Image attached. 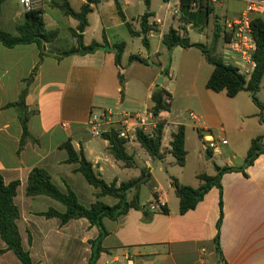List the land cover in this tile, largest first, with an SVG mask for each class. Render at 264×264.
<instances>
[{
	"label": "crops",
	"instance_id": "0c3cea01",
	"mask_svg": "<svg viewBox=\"0 0 264 264\" xmlns=\"http://www.w3.org/2000/svg\"><path fill=\"white\" fill-rule=\"evenodd\" d=\"M66 1L76 12H80L85 4H90V0ZM103 1L106 4L101 0L90 4L93 12L88 15L83 41L85 45L93 42L103 44L105 36L109 46L93 54L58 59L63 52L76 46L72 31L78 32L79 26L77 20L66 16L59 8L63 0L41 1L39 9L43 12L46 29L58 32L57 39L45 45L42 60L41 50L35 44L12 49L0 44V175L7 185L16 181L20 183L15 204L20 211L17 225L24 249L30 252L35 264H89L91 242L99 237L98 228L91 226L86 219L62 225L59 218L43 216L51 209L65 213L66 207L47 196H27L28 178L36 168L46 170L62 192L71 189L87 208L96 201L109 206L118 204L116 198L98 197L100 190L89 185L78 171L79 164L67 162L69 155L63 145L70 143L77 153H84L95 172L107 184L116 183L119 187L122 183L139 179L145 170L147 184L152 190L153 201L148 208H144L140 201L142 208L130 209L116 221L104 219L109 234L103 241V248L109 253H103L98 264H264V154L246 169L247 175L227 172L221 176L223 221L220 253L215 242L221 215L220 188L213 187L194 210L181 214L180 200L172 186V180L176 179L184 186L198 189L203 185L200 175L216 177L225 167H243L251 142L258 137L264 138V122L260 121V110L253 103L250 93L243 91L230 98L225 91H209L206 85L214 66L206 60L202 51L182 47L169 50L163 43L164 35L174 29L183 38H189L191 43L210 47L216 25L222 27L225 19L238 16L245 4L240 0L227 5L222 0H204L203 6L193 4L188 11H183L181 0H163L158 6L155 0H150V5H146L147 11L136 21L133 18V24L129 22L127 9L137 2L144 1L146 4V0ZM118 6L125 20L119 16ZM223 7L225 12L220 14L219 8ZM106 8L111 9L114 15L117 13V21L109 18ZM146 13H150L149 31L144 35L141 21ZM94 15L97 16L95 25L101 34L98 36L95 33V38L88 39ZM25 16L18 0H6L2 3L1 28L18 35L17 28L25 21ZM128 24L135 36L131 35ZM112 26H125L132 41L120 42L111 37L108 32ZM62 34L65 38L72 37L71 47H58L51 52L49 49L59 45ZM145 37L148 47L143 43ZM119 43H125L121 67L116 65L112 50V46ZM129 45H137V52L127 54ZM217 53L228 65L222 35ZM131 56L140 57L147 65L130 62ZM39 64L26 98L29 111H37L28 123L33 140H27L19 151L23 129L17 110L8 105L18 101L26 87L25 80ZM119 73L124 76L123 94ZM252 74L245 77L250 79ZM157 90L171 95L169 111L159 114L164 127L161 156L153 159L136 135H132L125 147L135 166L128 168L112 155L107 139L92 137L88 121L92 115L108 111L116 115H144L152 110V97ZM263 91L264 76L258 93L261 102H264ZM180 99L191 107L186 110L176 107ZM186 112L195 116V119L190 116L194 121L191 126L183 118ZM64 124L68 127H63ZM181 126L186 131L187 151L186 165L182 168L189 163L188 131L192 128L202 146L199 156L202 155L201 150L207 154L210 151L209 160H216L221 170L197 169L190 178L173 173L164 187L156 175V160L172 170L179 166L171 153V143ZM205 136H212L218 142L224 140L227 144H219L215 150L208 149ZM163 170V167L159 168V171ZM131 171L138 172V175L124 180L123 175ZM136 195L140 200L139 190L133 189L128 193V200ZM157 201L166 203V213L164 210L150 211V205ZM6 248L0 237V264H19L15 254L6 251Z\"/></svg>",
	"mask_w": 264,
	"mask_h": 264
},
{
	"label": "trees",
	"instance_id": "16d2710c",
	"mask_svg": "<svg viewBox=\"0 0 264 264\" xmlns=\"http://www.w3.org/2000/svg\"><path fill=\"white\" fill-rule=\"evenodd\" d=\"M6 0H0V44L8 49H12L19 45H31L35 44L41 50V60L45 56L44 47L46 44H52L58 37V32L48 31L43 19V12L38 9L26 13L25 21L18 26V35H13L4 31L1 28V10L2 3ZM94 3V0H90V4ZM204 0H181V8L183 11H188L193 4H199L203 6ZM90 4H85L80 12H76L70 4L63 0V3L59 8L65 13L66 16L71 17L79 22L78 32L72 31L73 37L76 39V46L62 53L58 58L72 55H87L93 54L96 51L109 46L106 37L104 36V43L100 44L93 42L90 45H85L83 41V33L88 27V15L93 12ZM146 5H150V0H146ZM208 12L210 10L208 9ZM119 16L125 20V17L118 6ZM150 13H146L142 17L141 27L142 32L146 35L149 31L148 20ZM128 29L131 35L135 36V33L131 30L128 24ZM252 34L257 44V51L254 54V61L256 62V68L251 75L250 79H247L244 75L240 74L238 69L224 64L222 58L217 53V46L221 36V27L217 24L213 35V40L210 47H207L201 43H191L189 38L182 37L180 33L174 29L164 35L163 43L165 46L172 50L176 47L182 48H197L202 51L206 60L214 66V72L210 77L206 88L209 91L220 93L226 92L230 98L236 97L239 93L246 91L250 93L253 103L260 110V121L264 122V102H261L258 98V93L261 89V82L264 76V18L255 19L252 22ZM143 43L148 47V41L146 37ZM125 49V43H119L112 46V50L115 52L116 65L121 67V59ZM140 62L146 64L145 60H142L138 56H131L130 62ZM40 64L33 70L30 77L25 80L26 87L21 92L17 102L9 104L8 107L15 108L18 112V117L22 125L23 134L20 142L19 151H21L27 140H33L29 130L28 123L32 116L37 114V111H29L26 105V98L29 93V87L33 83ZM119 81L122 87L121 93L123 94L124 88V76L119 73ZM167 99L171 100V95L161 90L155 91L152 97L153 108L152 111L156 116L160 113L169 111V105H167ZM163 124L159 125L155 135H150L138 130L136 137L141 146L148 152L153 158H160L162 138H163ZM104 138L110 142L111 153L116 160L121 161L128 168L135 166V162L132 156L126 151V140L119 137L117 131H112L104 135ZM186 131L185 127L181 126L176 134L173 135V141L171 143L172 155L176 159L179 166L184 167L187 160V151L185 149ZM263 137H258L251 142L250 149L248 151L245 164L240 168L225 167L216 177H209L207 175H200L199 179L203 181V185L194 189L189 186H184L179 183L178 180H172V186L175 189L176 195L180 200V213L186 214L187 212L194 210L197 205L203 200L205 195L215 186L220 188L221 199L220 208L221 215L217 223L218 233L215 239L217 245V251L220 253V229L223 221V202H222V188L220 179L223 173L227 172H242L246 174V169L253 165L255 160L264 154ZM68 152L69 164H79L78 171L85 177L89 185L100 190L98 197L110 196L118 200V204L115 206H109L101 201H96L89 208L83 206L77 197V195L68 189L66 193L62 192L53 182L49 173L44 169L36 168L31 171L28 178L27 196H47L50 197L66 207L65 213H59L56 210H49L44 213L46 218H59L62 225H66L72 220L86 219L91 226L97 227L99 230V237L91 242L92 254L89 260V264H98L101 255L103 253H109L108 250L103 248V241L108 236V231L104 226V219L116 221L119 217L127 214L130 209L142 208L139 200V195H136L132 200H128V193L133 189L139 190L140 184L147 182V173L142 171V175L139 179L132 180L130 182L122 183L119 187L116 183L111 185L107 184L101 175L97 174L94 170L93 164L89 162L84 153L81 151L77 153L70 143L63 145ZM211 155V152L208 151ZM19 182H12L5 184L3 177L0 175V237L6 244V251H12L15 256L20 260L22 264H35L31 258L29 251L25 250L22 244L21 234L17 225V220L20 217V211L15 204V197L17 195V189ZM166 213V209H163Z\"/></svg>",
	"mask_w": 264,
	"mask_h": 264
},
{
	"label": "built area",
	"instance_id": "2783aa9c",
	"mask_svg": "<svg viewBox=\"0 0 264 264\" xmlns=\"http://www.w3.org/2000/svg\"><path fill=\"white\" fill-rule=\"evenodd\" d=\"M42 0H18L24 13L38 10ZM215 1V0H213ZM245 4L244 10L236 17L225 19L222 22V42L228 55V65L238 69L242 75H249L254 72L256 62L254 54L257 51V44L252 34V22L258 18H264V0H240ZM160 22V21H158ZM167 105L170 100L167 99ZM190 116L195 119L191 113ZM162 122L159 115L156 116L152 110L144 115L132 116L126 113L116 115L111 111L100 115H92L88 121V127L92 137L102 138L105 134L117 131L119 137L130 141L132 135L138 130L153 137ZM67 128L68 125L64 124ZM208 149L215 150L219 144L226 145V141H216L212 136L204 137ZM166 208V203L157 201L150 205V211L157 212Z\"/></svg>",
	"mask_w": 264,
	"mask_h": 264
},
{
	"label": "rangeland",
	"instance_id": "374dc122",
	"mask_svg": "<svg viewBox=\"0 0 264 264\" xmlns=\"http://www.w3.org/2000/svg\"><path fill=\"white\" fill-rule=\"evenodd\" d=\"M222 1H224V5H227L228 3L234 2V0H222ZM101 2L103 4H106V2L103 0H101ZM161 3H163V0H155L156 6H158ZM235 3H242V2H235ZM225 9H226L225 7L221 8V9L219 8V13L223 14L225 12ZM46 10H49V9H46ZM146 11H147V7H146L145 2L144 1L140 2V3L137 2L135 6L127 9V16L130 19L129 22L134 24V21H132V19L135 18L134 20L136 21L139 18V16L141 14H144ZM107 12L109 14L110 19L117 21L118 15L116 12L114 15V12H112L111 9L106 8V13ZM96 17L97 16L94 15L91 18L92 29L89 31L88 39L95 38L96 34L98 36H100V34H101L100 29L97 28L95 25V18ZM69 21H71V18H69ZM65 24H66L65 27H67L68 23L66 22ZM108 33L111 37L117 38V40L120 42H131L132 41V37L129 34V32L125 26H121V27L112 26V27H110V30ZM66 35H68V34H66ZM71 41H72L71 36H68V38H65V35L62 34L59 36V42H58L59 45L58 46H52L49 50L52 52V51L58 50V47L63 48V49L70 48L71 47ZM136 50H137V45H133V46L129 45L128 50H127V54H129L130 52L135 53V52H137ZM262 96H264V91L262 93ZM176 107L182 108V110H186V108L191 107V105L186 103L183 99H180V101L176 104ZM183 118L185 119L186 124H189L190 126L193 125L194 121L190 118L188 112L184 113ZM228 140H229V137H228ZM188 147H189V151H190V157H189L188 166L186 168H182L180 166H175L174 170H172L169 168V166L167 164L162 165L161 163H159V161L156 160V165H155L156 175L158 176L159 180L161 181V183L164 187H166L168 185V181L170 180V176L173 173L174 174L179 173V174H182L181 176L184 175L185 177L190 178V177H192V172L197 170V169L202 170L204 168H208L211 172H213L214 170H217L218 164H217L216 160H209V155L206 153V151L201 150L202 155H201V157L199 156V151L202 148V146L199 142V138H198L196 131H194L192 128H189V131H188ZM139 162H141V161L139 160ZM160 167H163V169H164L162 172L159 171ZM137 175H138V172L131 171L127 175L124 174L123 178H124V180H128L130 178L129 176L136 177ZM139 194H140V201H141L142 206L144 208H148L149 203H151L153 201L151 186L149 184H147V182L141 183L140 187H139ZM17 261L19 264H21L18 259H17Z\"/></svg>",
	"mask_w": 264,
	"mask_h": 264
},
{
	"label": "water",
	"instance_id": "95a60500",
	"mask_svg": "<svg viewBox=\"0 0 264 264\" xmlns=\"http://www.w3.org/2000/svg\"><path fill=\"white\" fill-rule=\"evenodd\" d=\"M161 83H162V79L159 80V84H161ZM158 89H159V86H158ZM209 158H211V157H209ZM220 170H221V169L218 167V168H217V171L220 172Z\"/></svg>",
	"mask_w": 264,
	"mask_h": 264
}]
</instances>
